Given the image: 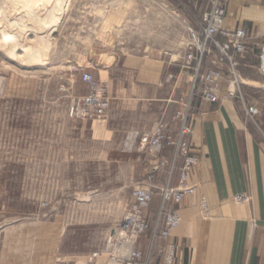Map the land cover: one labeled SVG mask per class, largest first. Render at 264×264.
I'll use <instances>...</instances> for the list:
<instances>
[{"label":"rangeland","instance_id":"374dc122","mask_svg":"<svg viewBox=\"0 0 264 264\" xmlns=\"http://www.w3.org/2000/svg\"><path fill=\"white\" fill-rule=\"evenodd\" d=\"M158 1L190 28L152 0H68L52 34L51 50L36 67H21L7 58L11 52L1 49L5 25L0 21V264H88L89 256L104 253L111 230L130 210L134 189L147 173L149 157L138 146L127 150L131 137L150 134L163 123L177 131L181 122L174 118L180 112L187 114L194 136L192 121L203 114L204 103L193 90L200 86L197 76L220 68L226 80L234 79L227 63L218 65L219 53L201 56L193 38L199 34L204 42L202 10L212 8L213 0ZM220 1L227 16V4ZM10 17L8 21L15 22ZM10 27V34L17 32ZM21 43L22 55L28 44ZM206 45L212 48L211 42ZM129 54L170 67L149 102H140L147 98L146 90L112 89L103 71L102 63L111 65ZM182 68L189 72L190 93L172 89ZM84 72L106 89L111 108L105 118L70 116L73 101L89 94V89L82 94ZM238 73L237 97L226 99L227 81L220 85L221 100L212 105L232 102L238 117L255 125L256 117H264V78L242 65ZM121 78L112 75L117 84ZM166 100L168 109H174L171 117L163 115ZM249 106L260 114L252 119ZM173 150L166 152L170 161ZM178 178L177 169L174 186ZM11 231L16 232L8 234ZM141 244L147 259L149 237Z\"/></svg>","mask_w":264,"mask_h":264},{"label":"crops","instance_id":"0c3cea01","mask_svg":"<svg viewBox=\"0 0 264 264\" xmlns=\"http://www.w3.org/2000/svg\"><path fill=\"white\" fill-rule=\"evenodd\" d=\"M223 1L227 4V29H245L250 36L264 39V0ZM210 10V5L202 10L201 20ZM241 59L249 72L256 70L254 54ZM102 66L112 89L146 90L148 96L140 100L142 103L157 94L170 69L158 61L145 63L133 54ZM185 70L176 74L175 87L171 88L188 93L190 76ZM115 74L122 77L118 84L112 80ZM81 89L82 94L88 93L86 84H81ZM167 101L163 115L171 117L174 109H168ZM200 111L203 114L192 121L191 152L199 157V164L189 182L196 191L178 208L182 223L173 235L178 246L176 264H264V117H256L253 125L246 117H238L232 102L203 103ZM240 195L249 201L237 202ZM203 198L208 202V214L201 209ZM145 250L154 264H162L149 247Z\"/></svg>","mask_w":264,"mask_h":264},{"label":"built area","instance_id":"2783aa9c","mask_svg":"<svg viewBox=\"0 0 264 264\" xmlns=\"http://www.w3.org/2000/svg\"><path fill=\"white\" fill-rule=\"evenodd\" d=\"M203 23L204 42L198 40L199 34L193 35L194 39L197 38L198 52L201 56L218 52V65L227 63L228 74L234 79L226 80L217 67L218 69L198 75L197 83L200 86H194L193 90L197 91L202 102L217 104L221 100L220 85L222 87L228 81L230 87L226 99L234 100L237 97L238 69L241 66L238 57L241 59L250 53L254 54L258 62L256 70L264 78V39L250 36L245 29H226V6L220 0L212 1V8L204 16ZM207 42H211L212 48H207ZM192 58L193 54L189 56L190 60ZM81 80L88 86L89 94L73 101L70 116L99 119L107 117L111 103L106 89L90 73L84 72ZM240 97L245 105L242 94ZM188 106L190 108V103ZM246 111L252 119L260 114L256 106H249ZM174 121L181 122L177 131L170 124L163 123L152 133L134 134L133 142L129 140L127 150L138 146V151L149 157L147 173L134 189V203L130 210L121 223L111 230L105 252L89 256L88 264H154L151 259H145L141 244L145 237H149L150 251L155 252L162 264H176L178 246L173 241V235L182 223L177 209L186 197L195 194L196 188L189 181L192 171L198 165V158L191 152L190 139L193 135L192 128L187 125V114L178 113ZM170 149H174L171 161L166 156ZM177 169L179 178L174 186L173 176ZM235 200L240 203L249 201L245 195H240ZM156 201L158 210L153 211ZM201 209L208 214L209 206L205 198L201 200Z\"/></svg>","mask_w":264,"mask_h":264},{"label":"bare ground","instance_id":"6f19581e","mask_svg":"<svg viewBox=\"0 0 264 264\" xmlns=\"http://www.w3.org/2000/svg\"><path fill=\"white\" fill-rule=\"evenodd\" d=\"M67 1L0 0V21H3L5 25L4 30H1L3 38L1 49L3 52H11V56L7 58L21 67H36L41 60L45 59L51 50L52 34L56 31L55 27L61 20V12ZM152 1L184 26L190 28V25L167 4L158 0ZM10 15L13 18L15 17V22L8 21ZM9 27L16 29L17 32H11L13 34H10ZM31 33L34 34L33 38H29L28 34ZM195 41H197L196 37ZM21 42L28 44L22 55L18 53ZM133 140L134 137H131V142Z\"/></svg>","mask_w":264,"mask_h":264}]
</instances>
